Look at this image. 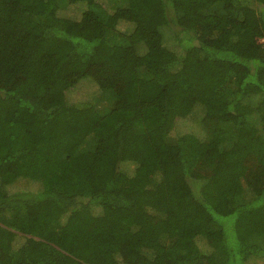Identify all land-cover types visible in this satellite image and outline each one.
I'll use <instances>...</instances> for the list:
<instances>
[{
  "label": "trees",
  "instance_id": "16d2710c",
  "mask_svg": "<svg viewBox=\"0 0 264 264\" xmlns=\"http://www.w3.org/2000/svg\"><path fill=\"white\" fill-rule=\"evenodd\" d=\"M263 40L264 0H0V264H264Z\"/></svg>",
  "mask_w": 264,
  "mask_h": 264
},
{
  "label": "rangeland",
  "instance_id": "374dc122",
  "mask_svg": "<svg viewBox=\"0 0 264 264\" xmlns=\"http://www.w3.org/2000/svg\"><path fill=\"white\" fill-rule=\"evenodd\" d=\"M264 44V40L262 41ZM95 84V83H94ZM96 88L93 85L87 84V86L83 87L78 93L74 95H69L73 98H77V100L85 101L90 98V95L95 93Z\"/></svg>",
  "mask_w": 264,
  "mask_h": 264
}]
</instances>
